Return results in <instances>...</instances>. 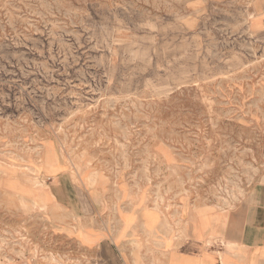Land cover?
I'll list each match as a JSON object with an SVG mask.
<instances>
[{"label":"rangeland","instance_id":"rangeland-1","mask_svg":"<svg viewBox=\"0 0 264 264\" xmlns=\"http://www.w3.org/2000/svg\"><path fill=\"white\" fill-rule=\"evenodd\" d=\"M258 1L0 0V264H90L60 234L116 237L126 211L133 237L146 210L233 223L264 191Z\"/></svg>","mask_w":264,"mask_h":264},{"label":"crops","instance_id":"crops-1","mask_svg":"<svg viewBox=\"0 0 264 264\" xmlns=\"http://www.w3.org/2000/svg\"><path fill=\"white\" fill-rule=\"evenodd\" d=\"M256 6L255 18L251 20L250 25L255 34L264 40V11L256 13L257 9L264 10V0H259ZM49 172L55 173L53 170ZM67 188L76 194L74 187L66 183L65 188H61V193H57V196L71 197ZM45 194L46 192H41L39 195ZM252 195L253 202L242 208L234 216L231 221L233 223L225 225L220 233L215 231L214 226L205 225V222L200 220V223L189 222L180 233L171 235L161 228L164 224L162 216L154 210L152 212L146 210L140 216L145 229L137 231L141 234L136 237H133L135 231L131 228L135 227L139 212L128 211L119 217L123 231L118 232L116 237L107 238L103 233L92 231L85 226L87 234L81 236L74 228L66 229L60 237L72 244L73 250L77 252L76 256L88 258L90 264H262L264 263V191L260 193L253 191ZM51 196L53 197V194ZM76 202L74 207L82 215L81 211L83 212L85 204L82 202V206L79 199ZM76 226L81 228L79 224ZM216 233H219L220 238L224 240L225 249L218 251L204 248L205 242H208L207 238ZM174 236L180 239L176 240ZM125 238L133 239L135 243L136 238H140L147 244L123 246ZM129 242L132 243V240ZM226 246H230L234 250L233 253ZM232 255L240 257V260L231 258Z\"/></svg>","mask_w":264,"mask_h":264},{"label":"bare ground","instance_id":"bare-ground-1","mask_svg":"<svg viewBox=\"0 0 264 264\" xmlns=\"http://www.w3.org/2000/svg\"><path fill=\"white\" fill-rule=\"evenodd\" d=\"M49 158V157H48ZM49 160V159H48ZM57 169V168H56ZM47 195H48V193H46L45 195H42V196H38V197H40V198H42V199H45V197H47ZM40 198H39V200H40ZM41 201V200H40Z\"/></svg>","mask_w":264,"mask_h":264}]
</instances>
